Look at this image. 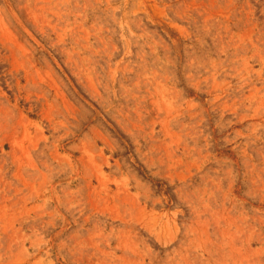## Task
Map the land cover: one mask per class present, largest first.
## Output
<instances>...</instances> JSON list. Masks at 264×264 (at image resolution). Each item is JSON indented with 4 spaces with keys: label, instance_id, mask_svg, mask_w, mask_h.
<instances>
[{
    "label": "rangeland",
    "instance_id": "rangeland-1",
    "mask_svg": "<svg viewBox=\"0 0 264 264\" xmlns=\"http://www.w3.org/2000/svg\"><path fill=\"white\" fill-rule=\"evenodd\" d=\"M0 264H264V0H0Z\"/></svg>",
    "mask_w": 264,
    "mask_h": 264
}]
</instances>
